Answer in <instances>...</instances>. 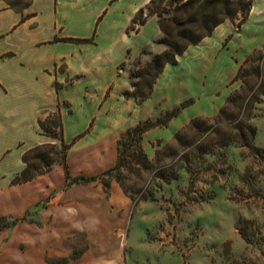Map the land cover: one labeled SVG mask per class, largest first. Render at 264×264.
Returning a JSON list of instances; mask_svg holds the SVG:
<instances>
[{
	"label": "crops",
	"instance_id": "obj_1",
	"mask_svg": "<svg viewBox=\"0 0 264 264\" xmlns=\"http://www.w3.org/2000/svg\"><path fill=\"white\" fill-rule=\"evenodd\" d=\"M149 1L29 0L18 7L0 0V230L5 216L13 224L26 222L25 264H124L117 240L109 244L91 238L85 249L61 263L49 256L58 255L61 236L108 237L117 231L110 220H129V197L120 192L117 180H111L108 191L101 178L117 164L124 131L189 100L167 126L145 133L162 128L168 137L195 117L216 116L234 90L240 66L264 49V0H253L240 26L226 20L189 46L176 63L164 67L152 94L136 104L124 94L132 82L119 65L145 56V51L150 60L167 49L159 41L157 15L132 27ZM57 109L63 138L70 144V178L65 166L56 163L32 179L15 182L26 167L28 150L58 141L39 123ZM142 145L146 153L145 137ZM80 176L96 179L73 181ZM121 196V202L116 200ZM117 208L124 209L123 215Z\"/></svg>",
	"mask_w": 264,
	"mask_h": 264
},
{
	"label": "rangeland",
	"instance_id": "obj_2",
	"mask_svg": "<svg viewBox=\"0 0 264 264\" xmlns=\"http://www.w3.org/2000/svg\"><path fill=\"white\" fill-rule=\"evenodd\" d=\"M10 2L22 7L29 0ZM145 56L119 65L132 84L150 61ZM257 56L235 79L223 114L195 117L168 137L162 128L144 133L150 167L140 170L132 158L134 169L122 166L106 176L111 183L119 180L130 200L128 222H109L117 225L116 234L61 236L58 255L49 260L61 263L93 238L117 240L124 264H264V49ZM166 111L151 118L165 117ZM243 124L256 127L252 141L260 149L241 141ZM117 210L123 215L124 209ZM1 222L0 264H25L26 222L13 224L10 216Z\"/></svg>",
	"mask_w": 264,
	"mask_h": 264
},
{
	"label": "trees",
	"instance_id": "obj_3",
	"mask_svg": "<svg viewBox=\"0 0 264 264\" xmlns=\"http://www.w3.org/2000/svg\"><path fill=\"white\" fill-rule=\"evenodd\" d=\"M253 7V0H150L141 8L133 19L132 27L141 25L150 15L159 17V24L162 30L160 42L167 45V49L161 53L154 54L145 67L140 69L134 76L137 80L133 82L132 89H126L124 94L134 98L137 102L147 99L153 92L158 76L168 63H176L179 55L183 54L189 46L199 43L203 38L213 34L215 28L226 20H232L240 26L250 15ZM251 54L240 66L235 77L239 78L242 71L250 61L257 58V53ZM260 65H257L258 75H260ZM191 100L181 103L179 106L166 111L165 117H158L156 120L148 118L124 131L118 140V161L117 164L107 170L101 176L105 188L108 189L110 182L106 180L111 172L125 168L134 169V164L140 168H149L151 160L145 153L142 145L144 133L157 126L166 125L170 119L177 116ZM226 106H223L220 113L223 114ZM41 128L58 141L55 143H45L37 145L28 150L23 159L26 163L25 169L19 173L14 181L21 182L34 178L36 175L50 169L54 164H63L66 168V177L70 178L67 167V156L70 147L63 138V119L60 109L51 112L45 119L39 120ZM241 141L260 149L253 145L256 134V127L252 124H243L240 129ZM60 144V147H58ZM58 147V148H57ZM136 160L134 163L133 159ZM94 176H80L73 178L76 182H89L95 180ZM119 181V180H118ZM120 182V181H119Z\"/></svg>",
	"mask_w": 264,
	"mask_h": 264
}]
</instances>
